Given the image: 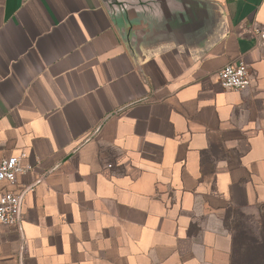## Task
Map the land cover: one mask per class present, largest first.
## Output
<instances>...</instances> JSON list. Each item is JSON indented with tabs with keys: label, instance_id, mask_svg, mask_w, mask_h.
Returning <instances> with one entry per match:
<instances>
[{
	"label": "crops",
	"instance_id": "0c3cea01",
	"mask_svg": "<svg viewBox=\"0 0 264 264\" xmlns=\"http://www.w3.org/2000/svg\"><path fill=\"white\" fill-rule=\"evenodd\" d=\"M151 1L0 0V264H230L227 211L264 214V0Z\"/></svg>",
	"mask_w": 264,
	"mask_h": 264
},
{
	"label": "built area",
	"instance_id": "2783aa9c",
	"mask_svg": "<svg viewBox=\"0 0 264 264\" xmlns=\"http://www.w3.org/2000/svg\"><path fill=\"white\" fill-rule=\"evenodd\" d=\"M256 45L264 50V24L252 30ZM217 81L223 89L240 91L250 86L251 76L248 66L243 61L229 63L217 73ZM19 156L0 157V183L10 186L18 184V177L24 169ZM25 191L14 192L3 190L0 192V233L5 226L18 225L22 220V206Z\"/></svg>",
	"mask_w": 264,
	"mask_h": 264
},
{
	"label": "trees",
	"instance_id": "16d2710c",
	"mask_svg": "<svg viewBox=\"0 0 264 264\" xmlns=\"http://www.w3.org/2000/svg\"><path fill=\"white\" fill-rule=\"evenodd\" d=\"M242 218L246 216L238 210L227 211L224 218V226L232 237L230 264H237L236 259L243 252L253 255L250 261L252 264H264V214L258 223H254L250 218L246 222L250 221L251 224H244ZM240 236L242 238H239ZM250 262L248 264H251Z\"/></svg>",
	"mask_w": 264,
	"mask_h": 264
},
{
	"label": "water",
	"instance_id": "95a60500",
	"mask_svg": "<svg viewBox=\"0 0 264 264\" xmlns=\"http://www.w3.org/2000/svg\"><path fill=\"white\" fill-rule=\"evenodd\" d=\"M111 16L116 18L120 15L126 16L131 12L146 13L152 10L151 0H102Z\"/></svg>",
	"mask_w": 264,
	"mask_h": 264
},
{
	"label": "rangeland",
	"instance_id": "374dc122",
	"mask_svg": "<svg viewBox=\"0 0 264 264\" xmlns=\"http://www.w3.org/2000/svg\"><path fill=\"white\" fill-rule=\"evenodd\" d=\"M244 215L246 216V218H242V221H244V224L245 223L251 224L250 221L249 222H246V221L251 218L252 219L251 221H253L254 223H258L260 221L262 213L258 212V213H255L253 216L247 215V214H244ZM239 238H242V236H240ZM252 256H253L252 254L249 255V254H246L245 252H243L241 255H239L237 257V259H236L237 264H248L252 260Z\"/></svg>",
	"mask_w": 264,
	"mask_h": 264
}]
</instances>
